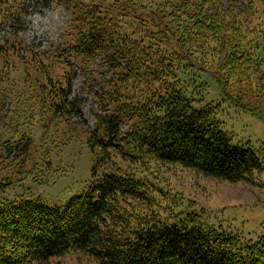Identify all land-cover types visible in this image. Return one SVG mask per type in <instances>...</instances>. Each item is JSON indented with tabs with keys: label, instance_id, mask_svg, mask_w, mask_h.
<instances>
[{
	"label": "trees",
	"instance_id": "16d2710c",
	"mask_svg": "<svg viewBox=\"0 0 264 264\" xmlns=\"http://www.w3.org/2000/svg\"><path fill=\"white\" fill-rule=\"evenodd\" d=\"M28 1L0 0V29L27 15ZM33 1L63 8L70 24L46 50L0 39V165L32 151L49 164L53 148L83 135L90 180L63 206L0 200V264L71 253L94 264H264V237L242 241L196 215L167 222L162 211L173 207L149 178L170 165L230 183L264 172L262 148L234 144L209 99L213 82L221 102L264 109V3L258 12L254 0ZM95 61L106 76L89 128L74 120L81 103L71 89L74 66ZM11 184L0 176V190Z\"/></svg>",
	"mask_w": 264,
	"mask_h": 264
},
{
	"label": "rangeland",
	"instance_id": "374dc122",
	"mask_svg": "<svg viewBox=\"0 0 264 264\" xmlns=\"http://www.w3.org/2000/svg\"><path fill=\"white\" fill-rule=\"evenodd\" d=\"M111 1L113 0H109ZM248 1L251 0H240V3L248 5ZM254 1L259 12L264 0ZM220 2L228 5L229 0ZM27 6V15L18 21L2 23L0 39L25 42L40 50L55 47L65 33V27L70 24V16L66 10L55 5L35 7L33 0H29ZM238 11L240 10H232L233 13ZM250 19H255L254 24L257 22L256 16H250ZM221 60L222 57L219 58V63ZM191 62L194 67L199 68V64ZM74 68L76 71L72 82V97L81 103L80 117L74 120L84 122L86 127L92 128L93 116L100 110L94 97L102 90L106 70H102L97 61L88 67ZM12 75L19 77L20 72L15 71ZM213 84L211 82L209 99L219 102L215 116L221 123L222 130L232 136L234 144H249L264 151V109L247 111L236 108L229 102H221ZM30 133L38 143L39 129L32 128ZM39 154L32 151L31 159L22 164L19 160L1 163L0 176L8 177L12 184L8 189L0 190V200L25 196L39 199L48 206H63L72 196L85 189L90 180L91 154L83 135L75 134L65 146L53 148L49 164L44 162L46 159H40ZM149 178L166 195L167 205L173 207L174 215L162 211V217L166 216L163 219L167 222L171 223L178 218L186 220L196 215L200 222L225 234L237 236L242 241L252 243L264 237V172L256 174L252 183H230L178 165H170L155 168ZM156 193L162 196V193ZM51 264L94 263L87 257L71 253L53 259Z\"/></svg>",
	"mask_w": 264,
	"mask_h": 264
}]
</instances>
